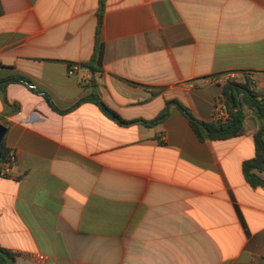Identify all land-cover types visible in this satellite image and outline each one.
<instances>
[{
  "label": "crops",
  "instance_id": "1",
  "mask_svg": "<svg viewBox=\"0 0 264 264\" xmlns=\"http://www.w3.org/2000/svg\"><path fill=\"white\" fill-rule=\"evenodd\" d=\"M0 1V76L28 77L56 107L21 83L6 105L0 87L2 150L16 154L0 245L14 264H264V188L242 169L254 112L241 136L202 141L168 105L212 122L228 81L264 91V0H106L97 72L81 63L100 0ZM93 93L128 121L169 111L123 126L78 104Z\"/></svg>",
  "mask_w": 264,
  "mask_h": 264
},
{
  "label": "trees",
  "instance_id": "2",
  "mask_svg": "<svg viewBox=\"0 0 264 264\" xmlns=\"http://www.w3.org/2000/svg\"><path fill=\"white\" fill-rule=\"evenodd\" d=\"M105 6L106 0H100L94 56L91 60L81 63L83 67L94 72L101 70L104 57V44L100 40V32L104 22ZM2 13L3 9L0 1V15H2ZM72 66L73 65H70V67ZM242 72L247 75V71ZM10 83L24 84L31 91L43 95L48 103L54 109H56L51 97L46 92L40 90L31 79L23 75H13L5 78L0 76V87H2L4 92L3 99L6 105L10 104L5 95V87ZM223 97L229 113V118L226 121H201L195 117V115L187 106L178 100L170 101L168 102V105L175 104L180 109L202 141L227 140L241 136L244 132L243 126L246 118L244 109L245 107H248L250 110H252L259 125L258 130L254 134L256 152L252 159L246 160L243 163L242 169L247 181L252 187L264 188V177L261 176V174L264 172V91H258L254 80L246 76L244 82H239L237 80L228 81L223 87ZM86 101L96 104L107 117L123 126H128L136 122L143 123L147 126H153L159 123L161 118L166 117L169 111L168 108H166L159 118L152 121H128L123 119L116 111L111 109L96 93L84 97L78 104ZM16 108L18 107L16 106ZM2 152L3 158L0 160V162H9L8 156L11 150L3 146ZM15 262L16 254L0 245V264H14Z\"/></svg>",
  "mask_w": 264,
  "mask_h": 264
},
{
  "label": "built area",
  "instance_id": "3",
  "mask_svg": "<svg viewBox=\"0 0 264 264\" xmlns=\"http://www.w3.org/2000/svg\"><path fill=\"white\" fill-rule=\"evenodd\" d=\"M79 69H80L79 66L73 65L72 67H70L68 73L70 76H73L75 75L76 71H78ZM215 112H216L215 121H226L229 118V113L224 99L219 100L217 102L215 107ZM8 158H9V162H4V161L0 162V176L2 177H7L9 174L12 173V165L16 162L15 152L11 150Z\"/></svg>",
  "mask_w": 264,
  "mask_h": 264
},
{
  "label": "water",
  "instance_id": "4",
  "mask_svg": "<svg viewBox=\"0 0 264 264\" xmlns=\"http://www.w3.org/2000/svg\"><path fill=\"white\" fill-rule=\"evenodd\" d=\"M7 133V127L0 124V160L3 158L2 144Z\"/></svg>",
  "mask_w": 264,
  "mask_h": 264
}]
</instances>
